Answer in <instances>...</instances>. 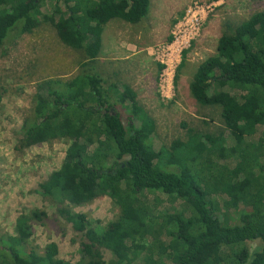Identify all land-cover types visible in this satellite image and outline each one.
Listing matches in <instances>:
<instances>
[{
  "label": "trees",
  "instance_id": "obj_1",
  "mask_svg": "<svg viewBox=\"0 0 264 264\" xmlns=\"http://www.w3.org/2000/svg\"><path fill=\"white\" fill-rule=\"evenodd\" d=\"M41 4L50 8L40 13ZM79 4L85 5L77 12ZM150 4L151 0H0V44L13 31L16 39L45 21L80 54V68L72 79L39 83L35 117L24 127L26 145L54 139L68 144L62 165L37 189L54 207L53 214L45 209L21 214L15 237L0 246V253L9 258L3 264H131L143 251L145 264H264V206L247 201L264 173V139L253 149L248 144L237 152L240 159H258L238 173L239 182L219 193L232 207L223 211L219 196L207 188L204 162L213 159L217 165L222 154H233L224 133L189 128L186 138L157 148L154 119L139 106L137 92L122 83L119 93H112L114 84L95 71L107 24L115 18L139 24ZM190 91L200 105L219 109L236 143L264 124V11L227 24L217 52L194 73ZM247 123L251 125L245 129ZM102 157L112 158L111 165L102 166ZM132 195L137 207L130 208ZM101 196L110 197L121 215L98 229L87 213L74 208ZM35 222L50 224L58 232L61 226H71L81 259L74 263L57 258L53 243L39 250L31 242ZM149 237L152 244L145 250L141 246ZM255 240L260 245L251 250L248 243ZM105 247L114 259H104Z\"/></svg>",
  "mask_w": 264,
  "mask_h": 264
},
{
  "label": "rangeland",
  "instance_id": "obj_2",
  "mask_svg": "<svg viewBox=\"0 0 264 264\" xmlns=\"http://www.w3.org/2000/svg\"><path fill=\"white\" fill-rule=\"evenodd\" d=\"M84 5L75 6V10L80 12ZM48 8L49 4H41L39 11L45 13ZM258 11H264V0H151L149 13L139 24L119 18L107 24L95 62V71L114 84L112 93H119L122 83L137 92L139 106L154 119L153 142L157 148L186 138L189 128L224 133L233 154L228 158L222 154L217 165L213 159L204 162L210 179L207 188L219 196L223 211L232 207L227 197L219 193L227 184L239 182L238 173L252 167L258 159L256 155L240 159L237 152L248 144H253V149L264 139V124L254 126V133L245 135L242 142H234L225 130L219 109L197 103L190 82L199 64L217 52L218 39L227 24L236 25ZM12 35L0 44V246L15 237L16 220L21 214L34 209L53 214L54 207L37 189L62 165L68 144L54 139L26 145L24 127L35 117L39 83L67 82L80 68V54L62 41L49 22L42 21L16 39ZM111 161L112 158H100L102 166L111 165ZM258 177L260 180L247 195V201L263 208L264 173ZM127 205L137 207L133 195ZM74 211L87 213L98 229L121 215V208L108 196L77 206ZM73 234L69 225L61 226L58 232L50 224L35 222L31 242L41 251L53 243L57 258L75 263L81 259V253L79 242L72 241ZM147 241L141 248H150L151 237ZM259 245V240L248 243L251 250ZM173 246L174 242L166 248ZM102 255L107 261L114 259L109 247L103 248ZM146 255L147 251H143L131 264H145ZM8 260L7 255L0 253V264Z\"/></svg>",
  "mask_w": 264,
  "mask_h": 264
}]
</instances>
